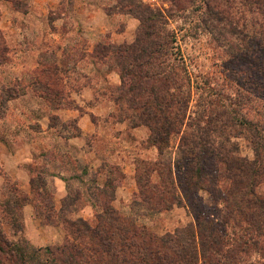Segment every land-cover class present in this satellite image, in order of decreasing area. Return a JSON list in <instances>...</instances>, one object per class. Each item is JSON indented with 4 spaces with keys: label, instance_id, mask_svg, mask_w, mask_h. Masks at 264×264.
I'll list each match as a JSON object with an SVG mask.
<instances>
[{
    "label": "trees",
    "instance_id": "trees-1",
    "mask_svg": "<svg viewBox=\"0 0 264 264\" xmlns=\"http://www.w3.org/2000/svg\"><path fill=\"white\" fill-rule=\"evenodd\" d=\"M112 1L108 14L122 13L140 21L135 40L121 47L99 43L95 49L103 57L118 60L115 69L122 86L115 101L126 98L134 111L130 119H137L136 126L149 127L150 144L164 155L171 137L180 135L177 159L166 162L170 185L162 187L166 193L159 194V185L152 182L153 170L144 173L137 166L139 200L122 213L112 205L117 179L107 175L100 183L97 174L75 157V171L63 164L54 171L42 167L35 173L30 168L31 194L6 186L0 224L7 222L22 231L24 224L15 215L32 204L43 224H63L73 238L62 246H36L25 237L11 241L1 225L0 264H260L250 257L258 253L264 259V196L257 190L264 182V110L255 106L264 109V0H165L169 9L153 8L143 0ZM17 4L24 12L29 10L27 0ZM190 6L200 8L202 31L219 58H229L230 75L226 78L236 86L231 99L236 110L224 106L215 118H208L207 126L197 123L196 130L189 115V75L185 68L175 69L178 78L174 66L164 67L174 55L175 43L167 28L168 17ZM61 103L54 107L68 108ZM245 108L248 112L257 109L258 120L238 118V109ZM229 128L236 131L234 137L244 135L249 141L253 159L242 156L239 144L231 138L218 135ZM61 159L67 158L62 155ZM62 171L68 175H61ZM57 176L65 181L68 192L59 210L54 203ZM169 190L174 191L173 196L166 195ZM201 190L210 191L223 204L224 223L209 219L205 209L191 202V193ZM103 196L105 200H101ZM80 202L99 210L95 225L75 216ZM175 205L189 210L195 222L162 235L139 223L142 217L160 215ZM243 223L245 236L229 233L230 226L235 230L243 228ZM245 255L250 256L248 260Z\"/></svg>",
    "mask_w": 264,
    "mask_h": 264
},
{
    "label": "rangeland",
    "instance_id": "rangeland-1",
    "mask_svg": "<svg viewBox=\"0 0 264 264\" xmlns=\"http://www.w3.org/2000/svg\"><path fill=\"white\" fill-rule=\"evenodd\" d=\"M20 1H0V202L6 199V186H16L22 191L20 181L8 178L19 179L24 170L29 174L30 168H33L35 173L42 167H49L54 171L62 164L66 169L75 171L72 167L73 157L77 159L81 155L83 158V150L88 152L89 149L94 151L95 155L91 152L92 157L79 161L87 165L93 174H97L100 183L105 182L107 175L117 179L115 202L112 205L119 212L125 213L133 201L139 200L137 166L140 172L145 173V169L153 170L151 178L154 184L159 185L158 193H166L163 188L167 184L170 185L166 162L171 158L177 159L180 135L171 137L164 155L159 153L157 146L150 144L149 127L136 126L137 119H130L129 115L134 111L128 106L126 98H120L119 103L115 101L120 97L118 89L122 86V77L115 69L118 60L113 56L103 57L95 49L99 43H111L117 47H121L123 43H132L140 21L122 13L108 14L112 0H89L92 8L88 15L89 20L80 23L86 24L84 29H73L67 36V27L58 30L53 28V24H61L57 17L63 13L71 11L75 14L73 8L66 9L64 5L57 15L49 12L50 9L47 10L46 15L43 13V21H40L42 27L38 31L30 23L31 16L27 18L30 10L24 6V12L23 6H18L17 2ZM143 1L153 8L169 9L165 0ZM99 8L107 14L105 19L97 15ZM199 10V7L190 6L168 17L167 28L175 37L174 55L164 64V67L168 64L174 66V71H182L185 68L189 75V115L194 119V130L197 129V123L201 124V127L207 126L205 122L208 118H215L220 110H224V106L236 110L231 101L236 86L227 79L230 75L229 58L226 55L225 58H219V52L211 44L207 33L202 31ZM25 15L27 16L24 17ZM54 19H57V22H54ZM67 24L75 22L71 20ZM56 30V35H52ZM76 36L78 41L71 43L73 47H69L68 52V47H65V54L62 56V45L59 43L63 42L64 38L73 37L77 40ZM176 75L179 78L180 73ZM82 88L86 89L83 94L80 93ZM78 94L83 95V107L77 103V100H81ZM58 100L68 106V109L77 111L75 114H88L97 132L85 135L82 142L73 145L69 139L79 136L78 118L66 121L60 119L56 113L59 108L54 107L59 104ZM255 106L261 111L264 110L259 104ZM257 109L250 112L247 108L238 109V118L250 117L258 120L260 115ZM65 114L69 116V112ZM225 118L222 117L223 120ZM46 119L48 123L44 124ZM235 134L236 131L230 128L218 132L219 136H226L239 144L242 156L253 159L254 153L249 141L244 135L236 138ZM30 150L32 157L34 156L32 161ZM43 152L46 155H41ZM62 155L66 156L65 161L61 159ZM206 165L211 167L209 163ZM65 173L68 175L67 171ZM257 190L264 196V182ZM166 195L173 196L174 191ZM190 199L191 202L197 203L199 208L205 209L209 219L216 223L225 222L226 210L210 191L191 193ZM101 200H105V197ZM62 202L63 199L57 210L62 207ZM30 205L19 209L15 215L24 224L22 231H17L7 222L0 224L11 241L16 242L25 237V227H28L29 238L39 246H62L69 238H73L63 224H43L37 215L36 207ZM98 214L99 210L86 202H80L79 209L75 212L77 219L85 220L91 225H95ZM194 222L195 217L189 210L176 205L160 215L142 217L139 221L157 235L174 232L176 228ZM244 228L245 223L243 228L235 230L230 226L229 233H235L236 237L240 238L245 236ZM249 257L245 255L244 259L248 260ZM250 260L264 264L263 256L258 253H253Z\"/></svg>",
    "mask_w": 264,
    "mask_h": 264
},
{
    "label": "crops",
    "instance_id": "crops-1",
    "mask_svg": "<svg viewBox=\"0 0 264 264\" xmlns=\"http://www.w3.org/2000/svg\"><path fill=\"white\" fill-rule=\"evenodd\" d=\"M28 3V7L30 12L25 15L24 17L27 16V18H29L31 16V20L33 21H29L34 28H36L38 31H40L41 27H42V22L43 21V13L44 15H46V11L49 10V12H52L53 15H57L59 9H61V7H63L64 5H66V9L67 7L73 8L75 10V14H73V12L68 11L66 14H62V16H58L57 19L61 20V24H53V28L54 29H58L61 30V28L67 27L69 29V31L65 32V34L68 36V34H71L73 29H84V26L86 24H80L85 23L87 20H89V12L91 11V4H89V0H27ZM65 7V6H64ZM97 15L101 16L102 19H105L107 14L104 12V10L102 8H99L97 11ZM23 19V18H22ZM57 19H54V22H57ZM71 20H73L75 22V24H67L70 23ZM59 22V21H58ZM94 23V21H93ZM73 25H75V27H73ZM56 27V28H55ZM56 32H58L57 30L55 31V33H52V35H56ZM77 40H74V38H64L63 42H58L60 45H62V53L61 55L63 56L65 53L63 52V50L66 48V51L68 52L69 47H73L71 43H76L78 41V37L76 36ZM69 44V45H68ZM88 45V44H87ZM71 51V50H70ZM72 52V51H71ZM61 58V56H60ZM121 83V82H120ZM86 88V87H84ZM82 88L80 93L83 94L84 93V89ZM80 99L83 97V95L78 94L77 95ZM82 100V99H81ZM78 101L77 103L79 104V106H84L82 102H84V100L82 101ZM86 105V104H85ZM65 112H69V116L67 114H65ZM75 112L73 109H68V108H59L57 109L56 113L57 115L60 117V119L66 121L68 119H75L78 118V126L80 128L81 131V135L77 136V137H71L69 140L73 145H78V142H82L81 140L83 139V137L85 135H92L93 133L95 134L97 131L95 124H93L90 120H89V115L88 114H82V115H78L75 114ZM44 120V118L42 119ZM48 123V120L46 119V121H44V124ZM29 146V145H28ZM80 147H82V145H80ZM32 149V146H31ZM90 150V149H89ZM85 151L83 150L84 156L83 158H81V155L78 156V160H83V159H87L92 157L91 152L93 153V155H95L94 151ZM31 151V161H32V150ZM34 152V151H33ZM17 155V153H16ZM30 161V162H31ZM61 175H66L65 171L61 172ZM9 180L11 179L12 181H20L21 184V189L24 193L26 194H31V183H30V177L29 174L25 172L22 176H19L18 178H8ZM55 187H56V192H55V196H54V201H55V205H56V209H58V204L61 203L62 199L65 198V196H67V187H66V183L65 181L61 178V177H56L55 178ZM115 200V199H114ZM113 200V202H115ZM27 206H31V205H27ZM35 217V216H34ZM52 227V226H51ZM28 231V227H25L24 230V236L29 239L32 243H34V245L39 246V244L35 243L34 240L29 238V235L27 233ZM41 246V245H40Z\"/></svg>",
    "mask_w": 264,
    "mask_h": 264
}]
</instances>
